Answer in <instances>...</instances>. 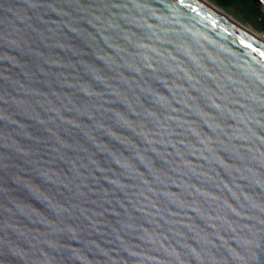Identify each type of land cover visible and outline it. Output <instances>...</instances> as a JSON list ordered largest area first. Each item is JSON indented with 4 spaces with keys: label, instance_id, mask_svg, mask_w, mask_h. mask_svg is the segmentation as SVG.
Listing matches in <instances>:
<instances>
[{
    "label": "water",
    "instance_id": "water-1",
    "mask_svg": "<svg viewBox=\"0 0 264 264\" xmlns=\"http://www.w3.org/2000/svg\"><path fill=\"white\" fill-rule=\"evenodd\" d=\"M0 264H264V43L199 0H0Z\"/></svg>",
    "mask_w": 264,
    "mask_h": 264
},
{
    "label": "trees",
    "instance_id": "trees-1",
    "mask_svg": "<svg viewBox=\"0 0 264 264\" xmlns=\"http://www.w3.org/2000/svg\"><path fill=\"white\" fill-rule=\"evenodd\" d=\"M220 6L225 8L234 7L236 11L246 19H258V30L264 32V19L258 8L251 0H215Z\"/></svg>",
    "mask_w": 264,
    "mask_h": 264
},
{
    "label": "bare ground",
    "instance_id": "bare-ground-1",
    "mask_svg": "<svg viewBox=\"0 0 264 264\" xmlns=\"http://www.w3.org/2000/svg\"><path fill=\"white\" fill-rule=\"evenodd\" d=\"M201 3L205 4L209 8L213 9L217 13L221 14L225 18L229 19L233 23L237 24L239 27L244 29L246 32L251 34L253 37L264 43V33L259 32L257 29L246 25L244 22H242L240 19H237L235 16H233L231 13H229L224 7L220 6L216 2L212 0H199Z\"/></svg>",
    "mask_w": 264,
    "mask_h": 264
},
{
    "label": "rangeland",
    "instance_id": "rangeland-1",
    "mask_svg": "<svg viewBox=\"0 0 264 264\" xmlns=\"http://www.w3.org/2000/svg\"><path fill=\"white\" fill-rule=\"evenodd\" d=\"M216 2L215 0H212ZM217 3V2H216ZM218 4V3H217ZM225 8V7H224ZM229 13H231L233 16H235L237 19H240L242 22H244L246 25H249L255 29L258 30V19H246L241 14H239L234 7L225 8ZM259 31V30H258ZM261 32V31H259Z\"/></svg>",
    "mask_w": 264,
    "mask_h": 264
}]
</instances>
